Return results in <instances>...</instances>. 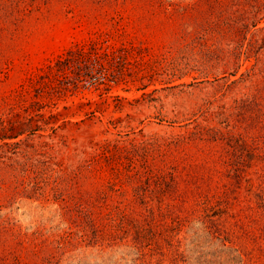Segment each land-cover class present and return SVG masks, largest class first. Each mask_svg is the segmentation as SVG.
I'll use <instances>...</instances> for the list:
<instances>
[{"label": "rangeland", "instance_id": "374dc122", "mask_svg": "<svg viewBox=\"0 0 264 264\" xmlns=\"http://www.w3.org/2000/svg\"><path fill=\"white\" fill-rule=\"evenodd\" d=\"M0 264H264V0H0Z\"/></svg>", "mask_w": 264, "mask_h": 264}]
</instances>
